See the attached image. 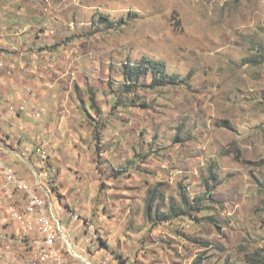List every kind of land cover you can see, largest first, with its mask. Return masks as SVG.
Masks as SVG:
<instances>
[{
	"label": "rangeland",
	"instance_id": "374dc122",
	"mask_svg": "<svg viewBox=\"0 0 264 264\" xmlns=\"http://www.w3.org/2000/svg\"><path fill=\"white\" fill-rule=\"evenodd\" d=\"M0 4L18 13L2 39L31 37L44 61L7 90L24 111L0 110V128L68 206L63 264H264V0ZM144 59L177 84L127 88L124 65ZM60 119L74 137L50 168L35 147Z\"/></svg>",
	"mask_w": 264,
	"mask_h": 264
},
{
	"label": "crops",
	"instance_id": "0c3cea01",
	"mask_svg": "<svg viewBox=\"0 0 264 264\" xmlns=\"http://www.w3.org/2000/svg\"><path fill=\"white\" fill-rule=\"evenodd\" d=\"M8 7H10V4H8ZM8 7L5 9L0 4V33L1 31L6 30V28L1 27V24H3L4 21H7V17H11L13 19L18 14L11 8L8 9ZM31 41V37H29L25 42H22L17 40L15 37L10 38L9 40H3L0 36V57H3V54L7 53L6 57L9 59L6 64H3L0 60V110H2V114L9 112L14 114L12 118H14V116L18 117L20 112H23L24 109L21 111L19 109L21 106H16L17 109L14 106L17 104L16 101H20V97L15 98V96H13L14 98L10 97L9 100L5 99L7 90L16 82H22L23 84L28 85L26 79L29 75L36 74L38 72L35 65H38L39 62L40 65L44 64V61L39 58L36 59V63H33L34 61H30L27 58L28 55L32 57V54H30L27 46L31 43ZM20 46H22V49ZM15 52L20 53L18 57L15 55ZM30 66L31 68L28 70V67ZM3 68H6L5 71ZM35 103L37 104V101ZM2 122L3 121L0 120V124ZM58 122L59 124H55L52 121L50 123L42 124L45 129L44 136H47L44 138L46 141H39L35 147L36 153L39 154L37 157L39 162L42 163L43 166L50 168L59 164L58 160L61 158L59 152L63 143L70 142V140L74 137V132L69 131V129L61 122V119ZM9 123L11 124L12 122L10 121ZM29 129L37 131L38 125L31 126ZM55 131H60L59 136L56 135ZM0 135V148H2L0 151L1 158L7 163L12 164L24 180L30 183L35 181L40 183V194L46 199L50 205L51 212L57 219L58 217L55 212V207H57L60 211L61 217H67V215L62 212L64 208H68L67 204L58 200L55 190H53L52 185H50V182L48 181V175L33 166L30 152L28 150L21 152L20 141L18 140L17 144H15V142L12 141L11 133L9 134L0 128ZM38 149L41 151L38 152ZM53 151L55 152L54 155L52 153ZM38 240L39 234L35 232L22 231L17 224L8 228L2 227L0 223V247L2 249L0 260L2 262H11V264L13 261H16L17 264H25V257L23 259L20 256H26L29 253H34L35 242Z\"/></svg>",
	"mask_w": 264,
	"mask_h": 264
},
{
	"label": "built area",
	"instance_id": "2783aa9c",
	"mask_svg": "<svg viewBox=\"0 0 264 264\" xmlns=\"http://www.w3.org/2000/svg\"><path fill=\"white\" fill-rule=\"evenodd\" d=\"M19 109L23 111L24 108L21 106ZM36 117L40 118V115L37 114ZM40 151L38 149V152ZM0 215L2 227L8 228L17 224L22 231L39 234L34 251L37 263L41 261L63 264L61 252L57 247V241L63 238V229L60 221L51 212L50 205L40 194V183L24 180L15 167L4 161L1 156ZM74 219L77 220V217ZM85 241L89 242V239ZM69 248L71 249V246Z\"/></svg>",
	"mask_w": 264,
	"mask_h": 264
},
{
	"label": "trees",
	"instance_id": "16d2710c",
	"mask_svg": "<svg viewBox=\"0 0 264 264\" xmlns=\"http://www.w3.org/2000/svg\"><path fill=\"white\" fill-rule=\"evenodd\" d=\"M122 76L124 81L126 82L127 88L129 89L136 87L141 77H149V87L152 88L173 85L177 84L178 82V78L176 75H171L166 72L165 66L162 62L149 59H144L140 63H137L135 65H124L122 69ZM149 205H147L146 207V216L148 219L151 218ZM170 214L171 212H168L167 214L161 213V221L167 220L170 217ZM154 217L156 218L159 216L155 214ZM192 264H201L200 258L194 260Z\"/></svg>",
	"mask_w": 264,
	"mask_h": 264
}]
</instances>
